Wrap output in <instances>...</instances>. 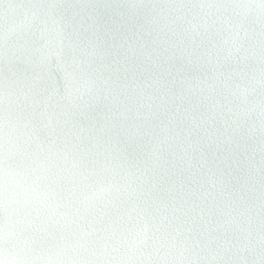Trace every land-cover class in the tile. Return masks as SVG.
<instances>
[{"label":"clouds","instance_id":"obj_1","mask_svg":"<svg viewBox=\"0 0 264 264\" xmlns=\"http://www.w3.org/2000/svg\"><path fill=\"white\" fill-rule=\"evenodd\" d=\"M0 264H264V0H0Z\"/></svg>","mask_w":264,"mask_h":264}]
</instances>
